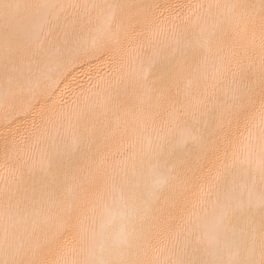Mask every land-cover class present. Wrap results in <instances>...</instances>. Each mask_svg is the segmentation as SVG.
Here are the masks:
<instances>
[{
  "label": "bare ground",
  "instance_id": "6f19581e",
  "mask_svg": "<svg viewBox=\"0 0 264 264\" xmlns=\"http://www.w3.org/2000/svg\"><path fill=\"white\" fill-rule=\"evenodd\" d=\"M19 2L81 7L57 9L42 38L51 55L30 57L23 94L0 99V210L6 186L21 206L0 218V260L264 264L261 0ZM94 4L131 6L117 9L127 31L102 58L79 51L102 15ZM165 164L170 179L141 218Z\"/></svg>",
  "mask_w": 264,
  "mask_h": 264
},
{
  "label": "snow or ice",
  "instance_id": "6c2138e0",
  "mask_svg": "<svg viewBox=\"0 0 264 264\" xmlns=\"http://www.w3.org/2000/svg\"><path fill=\"white\" fill-rule=\"evenodd\" d=\"M68 7H81L80 5H63V4H43L29 5L20 3L19 0H0V80L4 82L6 87L0 92V99L7 106L13 102L18 94H23L26 82L24 80V65L27 61L30 64V57L40 54L51 55V52L45 51L44 40L46 30H49L53 23H58L60 15L57 9H67ZM84 7H88L85 5ZM99 9L102 15L99 18V24L92 35L91 41H82L79 51L85 56H97L102 58L106 54L109 42L116 40L118 42L122 32L127 31V27L123 20L118 18L117 9L131 7L130 5L119 4H94L91 6ZM211 8V6H209ZM247 5L237 4L231 5L230 11H236L241 8H247ZM261 12L264 13V0L260 3ZM104 9H109L104 14ZM22 12L28 13L26 17V34L28 37V47H23L19 40V24L18 20ZM231 22V16H229ZM262 46H264V29H262ZM199 41H197V44ZM264 65V61H262ZM155 65L152 62L141 66L140 72L145 86L149 89L148 81ZM244 70L241 69V80L239 83L243 85ZM233 83H237L234 79ZM261 85L264 86V74H262ZM241 89H234L232 92L233 101L240 98ZM189 135L192 134L190 131ZM261 164L264 166V130H262L260 143ZM170 169L167 165L156 166L152 169V182L147 187V194L141 201L140 214L141 218L145 214L150 213L152 209V201L158 198V193L168 183L170 179ZM5 196L7 203L0 210V218H6L8 221L13 219L15 211L21 208L18 201L15 200V194L11 193L8 186L5 187ZM42 194V193H41ZM236 202L234 196H229L226 203L221 209V218L227 212L229 205ZM7 233V228L5 229ZM0 264H18L14 256L11 260H0ZM19 264H25L20 261ZM30 264H37L31 261Z\"/></svg>",
  "mask_w": 264,
  "mask_h": 264
}]
</instances>
